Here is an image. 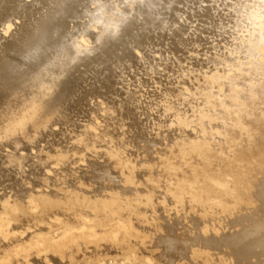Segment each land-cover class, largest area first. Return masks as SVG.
Returning <instances> with one entry per match:
<instances>
[{
  "label": "rangeland",
  "instance_id": "374dc122",
  "mask_svg": "<svg viewBox=\"0 0 264 264\" xmlns=\"http://www.w3.org/2000/svg\"><path fill=\"white\" fill-rule=\"evenodd\" d=\"M23 1L24 0H16L13 7H9V10L15 11L16 13L27 10V8L24 9L25 5ZM49 1L50 0H32L30 4H27L26 7L32 9V13H27V19L24 20L27 27H32L34 18L44 16L50 9L47 14L51 13V16H48L46 19L44 18L45 27L40 33L41 36L48 34L55 35V30H49L59 20L63 22V25L73 23L76 25V28H83L82 30H87L88 32L92 31L93 27L88 18L84 17L80 21H75V16L80 13V11L83 13L85 11L84 9H89L90 0H62V6L56 8L55 6L51 7ZM129 1L130 0H124V5H127ZM145 1L141 3H137L136 1L131 4V6H133L131 9L132 12L126 14L127 17L126 15L123 16V21L121 20L119 25L113 30L118 31H116V35L113 31L108 33L106 28H102L101 31L96 33V37L99 34L101 39L95 37V41L92 45H96L97 42L103 41V47L93 52L90 58H88L80 68L81 71L84 70L83 73L88 72L89 75V80L87 77L85 78L87 80V84L85 85L90 84L91 90H94L104 87L103 80H105L107 73L103 64L108 65L109 63L111 68L120 66L117 75H123L121 83H124L125 86L124 84H121V86L125 88L123 89L120 84H117V87L114 82L115 80H113L112 82L114 83H111V86L109 85L110 87L104 93L107 96L100 97L101 99L96 97L98 102L95 101V98H93L94 100H90L92 107L88 106L89 109L87 105H85L86 103L83 104L85 108L82 105L81 110L77 113L81 115L74 114V117L71 115L72 119L67 117L71 120L66 119V122L64 121V124L62 123L64 126L61 124L63 127L58 124L53 126V129L56 130H58L57 127L59 126L61 128L58 127L60 132L62 128L65 129L64 131L69 129V131H66L67 133L65 132L66 134L64 133L66 137H64L65 141L62 143V146L64 145L62 149L66 151L63 153L65 157L62 155L61 158H65V161H62V159L58 160L59 163L56 161V158H54L56 156V149H53V151L55 150L54 153L50 150L52 154L48 151L47 155L49 154V156H47L46 159V163L48 164L45 165L46 167L44 166V169H42L43 171L41 168H37L39 174L43 175L44 172L45 177L42 179V175H36V177L39 176L37 180L35 179L38 181L37 185L34 187L35 194L37 193L36 195L33 191L32 197H30L26 203V201L23 200V197L25 198L24 190L22 187H19L18 189H14L16 196L14 191L12 195H10V191L1 199L0 264H264V235L259 239L260 241L258 240L259 242L255 241L252 244L247 242L248 239H244L247 236V232H251L254 228L260 226L261 223H264V158H262L264 157V150H262L264 149V135H262L264 134V21L262 20L264 18V0H189L191 6L188 8H191H177L180 12L177 14L178 11H175L172 15L173 18L175 16V20L172 18V23L176 25L163 31H159L162 27L163 20H165V16L163 17V15H166L174 0ZM197 1H199V3ZM203 1H205V4ZM6 2V0H0V10L7 5ZM200 2L204 5L201 6ZM116 3L112 4L113 8L120 6V4ZM222 5L227 6L223 7ZM233 6H235L236 9ZM128 7L127 5L126 8ZM219 8H223L222 11ZM90 9H94L96 11L95 13H99L97 10H100L99 5L98 7L93 6ZM217 9H219V14L216 13ZM210 12L214 15V18L211 17L213 15L210 14ZM247 12H249V14ZM251 12L252 14L254 13V18L253 15L250 14ZM195 13L197 17H195ZM232 13H235V18ZM206 14L207 16H205ZM179 15H181V17ZM186 15L187 17H185ZM215 16H218L217 19ZM230 16V20L233 21L234 19L236 24L235 22L229 21ZM186 19L190 23L187 22ZM189 19H195V21L199 19V22L196 21L197 23H194V20L191 22ZM215 19L221 20V22ZM83 21H85V24L82 23ZM16 22H20V20H16ZM253 22L254 27L252 26L253 24H251ZM220 23H222V26H220ZM177 25L180 30H177ZM193 25L195 26L194 28ZM248 26L253 29L249 30ZM97 27L98 26L94 27V31H97ZM196 27L198 30L195 29ZM13 28L14 25H9V29ZM254 28L256 30H254ZM30 30L31 31L27 30V32H25L26 39H28V36L29 38L31 37L32 28H30ZM201 30H203V32ZM257 31L262 32L260 33L262 34V38L261 36L258 37L259 33ZM186 32H189L191 36H198V40L200 41L201 39V41L199 42L196 40L197 38L195 36V38L188 37V39H186V34H188ZM182 33L185 34L183 35ZM157 34H159L158 36L161 39ZM174 34L177 35L175 36ZM251 35L252 37H250ZM155 36L157 37L156 40ZM242 36L243 38L247 36V38H245L247 44ZM32 38H34V36ZM146 38L150 39L147 40ZM238 40L240 43L242 42L241 45L237 42ZM156 41L161 43L162 46H159L160 44ZM209 41L212 43L210 44ZM36 42L29 44L24 49L25 51H23L27 52L36 48L38 44V42ZM140 42L143 46L146 45L144 49L148 47L146 49L152 48L154 50L150 49L148 52L143 48H141L143 50H137L136 46L139 45ZM144 42H147L149 46ZM182 42L186 43L184 44ZM86 43L89 44L88 41ZM194 43H197V46H194ZM258 43H261L262 46L260 47ZM165 44L168 45L164 46ZM188 45L191 47L189 46L187 53H185L184 51H186ZM163 46L165 49L162 48ZM232 46L233 49L231 48ZM239 46L245 48L243 49ZM168 47L170 49H168ZM180 47H183L184 50ZM195 47L198 49H195ZM250 47H253V49L258 48L259 51L256 49L254 51ZM20 50L21 48L18 44L16 46L15 43V45L5 53L6 55L4 56L7 58V64L13 66L22 62L21 58L23 52ZM166 50L167 52L163 53V51L165 52ZM189 50L190 52H188ZM17 51L18 55L16 56ZM150 51H152V53H149ZM153 51H155V53ZM157 51H159L160 54H158L159 52ZM179 51H181L184 56V59L178 57L181 61L176 59V55L183 57L182 53ZM14 52L16 53L14 54ZM140 52L142 54L145 52L146 54L144 53L143 56ZM222 52H224V55H231L233 52H239L242 54L240 55V61L242 58L245 60L242 59L240 63L239 58H237L236 61L232 60L231 63L229 56L228 60H225L226 63L223 62L224 65L222 64L223 66H220L215 60L217 54ZM168 54L170 55V59L165 57ZM255 54L259 56L257 57ZM136 55H142L141 57H143V60L146 62L143 65H147L149 62L150 65H147V67L145 65V69L143 68L145 71H143L142 68L141 71ZM161 55L164 58H161ZM145 56L148 57L147 61ZM149 56L152 58L150 59ZM155 56L160 63H156L157 60ZM255 56L258 59H256ZM92 58L94 60H92ZM164 59L167 62L164 61ZM171 59L173 63L170 62ZM174 59L177 61H175L177 64H174ZM251 59L252 61H250ZM237 60L239 63L236 64V62H238ZM152 61H155L153 62L156 64H154L155 66L151 63ZM157 64L158 66L164 64L162 66L164 68H157ZM217 65L218 68H221L220 70L217 69ZM243 65H245V67ZM166 66H170L174 68V70L176 67L177 71L175 70L174 72L173 69L171 70V68L168 67V69H170H167L169 73L166 70ZM133 68L140 71L136 72ZM148 68L152 69L148 71ZM244 68L250 69H247L248 73ZM160 69H162V72L160 71L162 75H157L156 73H159ZM147 71L149 74L151 72L153 73H151V76H155V78L152 77L154 78L152 79L153 81H150L151 76L146 74ZM125 72L129 74L127 73L128 75H126ZM1 73L2 69H0V74ZM164 73L166 75H164ZM142 74L147 77L149 76V81L148 78H142L146 77ZM170 74L174 76L172 77ZM156 75L158 76L157 78ZM129 76L131 78L130 80ZM126 77H128V80L126 79L128 83L124 81ZM181 82L184 84H181ZM214 82L217 84L215 85ZM188 83H190V85ZM126 85L129 87H126ZM130 86L133 87L132 91ZM136 86H140V89H137ZM209 86H211V88ZM246 86L247 88H252L249 93H245V91L242 90L243 87ZM259 86L263 88L254 89ZM134 87L138 94L135 92L136 90ZM110 88L111 90H109ZM114 89L117 90V93H115L116 91ZM120 90L123 91V94H127H121ZM130 91L132 93H130ZM206 91H208V93H206ZM84 93L85 91L83 90L80 95ZM106 97L107 99L113 100L111 101L112 103L110 100L109 102L106 101V99H104ZM131 97L135 100L138 98L136 100L137 102H135V100L133 101ZM60 101L58 102L59 104H56L57 108L54 112L56 120L63 118L64 112L68 109L65 100L63 99L61 102ZM126 101L127 103H125ZM114 102L123 103V106H119V103H115L114 105ZM110 104H112V106ZM126 104L130 105L126 107ZM132 104H135L136 107L131 106ZM116 106L119 107L120 111L118 109L116 110ZM121 106L124 109H122ZM98 107L101 109L103 107V109L99 110ZM130 107L134 108L130 109ZM61 108L63 110L62 112H60ZM87 110H89V112ZM122 110L125 111V113L122 112ZM89 115L90 117L87 118ZM80 118H82V120L85 119L84 122H82ZM174 118H176L177 121H174ZM42 121H44V118ZM178 121L182 123L180 129L179 126H177ZM50 123L51 122H46L42 126L48 127ZM80 123L84 124L82 125ZM75 124L77 126H74ZM70 126H72V128H70ZM78 126H80V128ZM257 130L260 134L257 133ZM114 131L116 132L114 133ZM91 132L94 133L92 135L93 138L91 137ZM121 132H123V134ZM76 133H80V136L72 137V134ZM81 134L83 136H81ZM97 134H99V137ZM87 135L89 137H87ZM67 136L68 138L72 137V139L66 140ZM59 137L60 136H58V138ZM88 139L91 140L88 141ZM78 141H82V146ZM75 142L76 144L74 146H77V148H71V146H73L72 144ZM85 143H87V145ZM67 144L71 145L67 147ZM85 145L89 147V149ZM250 147L252 150H250ZM1 148L3 151L6 150V148L7 150L11 149L9 146H0V149ZM253 151L256 153L254 154ZM65 152H69L68 155L70 158ZM260 152L262 157H259ZM21 153H23V151H21ZM241 158L244 159V161ZM260 158L262 160H260ZM229 161L231 162L229 163ZM238 161L239 164H237ZM64 164H68V166ZM54 167L56 168L54 169ZM24 169H28V167H24ZM209 173L212 174V176ZM202 175L206 176V178ZM214 175L216 178H214ZM46 177L50 180L48 178L46 179ZM44 179L47 180H45V182L48 184L44 182ZM56 179L57 181L60 180V183H57V181H55ZM207 179L208 182L205 181ZM41 180H43L42 182L47 186L45 185L42 187L43 183ZM50 181L52 182L50 183ZM79 182H82L81 186ZM201 182L204 184H201ZM204 185H207V188H205ZM208 187L212 188V190ZM206 189H209V192ZM89 191L93 194H89ZM38 192H42L41 195H38ZM47 193L49 197L45 199ZM48 194L46 196H48ZM40 197L43 199L41 202L39 201ZM51 198L53 199L51 200ZM45 201H47V203H45ZM4 204L7 206L5 207ZM44 204L46 205L44 206ZM35 214H37V216ZM178 235H180V237ZM204 237L205 239H203ZM186 246L188 248H186ZM175 249L182 253H177ZM161 251L164 253L166 252V254ZM169 252L171 254H169ZM173 255L174 258L172 257ZM159 257H161V259Z\"/></svg>",
  "mask_w": 264,
  "mask_h": 264
},
{
  "label": "bare ground",
  "instance_id": "6f19581e",
  "mask_svg": "<svg viewBox=\"0 0 264 264\" xmlns=\"http://www.w3.org/2000/svg\"><path fill=\"white\" fill-rule=\"evenodd\" d=\"M7 2V5L5 6V7H3V8H1V10H0V69H2V73L0 74V146H2V147H4V146H9L11 149L10 150H7V148H6V150H2V148L0 149V201H1V199H3V197H5V195H7L8 194V192H10L11 191V193H9L10 195H12V192L14 191V189H18L19 187L21 188H23V192L25 193V198L23 197V200H25L26 201V203L28 202V200H29V198L30 197H32V192L35 190L34 189V187H35V185H37V182L38 181H36L37 180V177H39V176H37L36 177V175H42V174H39V172L37 171V168L39 167V168H41V170L42 169H44V166L46 165V164H48V163H46V159H47V156H49V154L47 155V153H48V151H50V150H52V152L54 153V151H53V149H56V156L54 157V158H56V161L58 162V160L60 159H62L61 157H62V155L64 156V151H66V150H64L63 151V149H62V147L64 146H62V143H64V141H65V138L64 137H66L65 135H64V133L68 130L69 131V129H66V131H64L65 129H63L62 128V131H64V132H60V130H59V128L57 127V129L58 130H56V129H53V126L54 125H61L62 123L64 124V121L66 120V119H69V118H71L72 119V117H71V115L73 116L74 114H77L80 110H81V108H82V105L83 104H85V105H87V108L89 109V107L88 106H91V104H90V100H92L93 98H95L96 100L95 101H97V98H100V97H105V96H107L106 94H104L105 93V91L111 86V83L113 84L114 82L116 83V86H117V84L119 85L120 84V86H121V84H124V83H121V78L123 77V75H120V76H118L117 75V72H119L118 70H120V66H115V67H110V65H109V63H108V65H106V64H103L104 66H105V71H106V78H105V80H103L104 82H103V84H104V87L103 88H97V89H94V90H91V87H90V84H88V85H85V84H87V80L85 79L86 77L88 78V72L87 73H83L84 72V70H80V68H81V66H82V64L88 59V58H90V55L93 53V52H95L97 49H99L100 47H103L102 45H103V41H99V42H97V44L96 45H92L93 43H94V41H95V37H96V33H98V31H101V29L102 28H106V31L109 33L110 31H113L114 29H115V27L117 26V25H119V23H120V21L122 20L123 21V16H125L126 14H128L129 12L131 13L132 12V7L133 6H131V4L132 3H135L136 1H137V3H141L142 1H145V0H130L129 2H128V8H126V4L124 5V0H90V3H89V9L91 8V7H93V6H97L98 7V5H99V11L97 10V12H99V13H95L96 11L94 10L95 9V7H94V9H84L85 11L83 12V13H81V11H80V13H78L76 16H75V21H80L81 19H83L84 17H86V18H88L89 19V22L91 23V25H92V33L91 32H88L87 30H82V29H79V28H76L75 26V24H73V23H71V24H68V25H63V22H61V20H59V21H57L54 25H53V27H51L50 28V30L49 31H51V29L52 30H55V35L54 34H48V35H45V36H41L40 35V33L43 31V29H44V21H45V19L49 16H51V13H48L47 14V12L48 11H50V9L45 13V15L44 16H40V17H36V18H34V20H33V24H32V27H30V28H32V33H31V37L29 38V36H28V39H26L25 38V32H27V30H29V31H31L30 30V28L29 27H27L26 25H25V19H27V13L29 14V13H32V9L31 8H29L28 9V7H26L27 6V4H30L31 3V1L30 0H24L23 1V3H24V9L25 8H27V10H23V11H21V13L20 12H15V11H10L9 10V7L11 6V8L13 7V5H14V3H15V1L16 0H6ZM35 1V0H34ZM46 1V0H45ZM65 1V0H64ZM148 1H150V0H148ZM153 1V0H152ZM192 1V0H191ZM202 1V0H201ZM209 1H211V0H209ZM235 1V0H234ZM237 1V0H236ZM50 3V6L51 7H54L55 6V8L56 7H59V6H62V0H50L49 1ZM118 3V4H120V6L119 7H116V8H113V6H112V4H114V3ZM146 2V1H145ZM156 2V1H155ZM195 2V1H194ZM198 3H199V1H197ZM241 2V1H240ZM35 3V2H34ZM47 3V2H46ZM116 3V4H117ZM154 3V2H153ZM203 3L205 4V1H203ZM210 3V2H209ZM224 3H225V1H224ZM228 3V2H227ZM238 3V2H237ZM263 3V2H262ZM73 4V3H72ZM147 4V3H146ZM191 4H193V3H191ZM200 4H201V6L202 5H204V4H202L201 2H200ZM206 4H207V1H206ZM223 4V3H222ZM230 4V3H229ZM232 4V3H231ZM235 4V3H234ZM23 5V4H22ZM45 5V4H44ZM64 5V4H63ZM194 5V4H193ZM210 5V4H209ZM212 5V4H211ZM216 5V4H215ZM228 5V4H227ZM227 5H224V6H227ZM18 6V5H17ZM28 6H30V5H28ZM153 6V5H152ZM189 6H191L190 5V1L189 0H174V2H173V4L171 5V7L168 9V12L166 13V15L164 14L163 15V17L165 16V20H163V23H162V27L160 28V30L159 31H163V30H165V29H167V28H170V27H173V25H176V24H173L172 22V15H173V13L175 12V11H178L177 10V8H179V7H181V8H188ZM217 6H219V5H217ZM223 6V5H222ZM223 6V7H224ZM237 6H238V4H237ZM19 7V6H18ZM31 7H32V5H31ZM87 7V6H86ZM208 7H210V6H208ZM221 7V6H220ZM233 7H235V6H233ZM249 7H251V6H249ZM39 8H40V5H39ZM39 8H35V9H39ZM148 8V7H147ZM191 8V7H190ZM190 8H188V9H190ZM192 8H194V7H192ZM213 8V7H212ZM216 8V7H215ZM231 8H232V6H231ZM243 8V7H242ZM23 9V8H22ZM61 9V8H60ZM151 9V8H150ZM202 9V8H201ZM200 9V10H201ZM214 9V8H213ZM212 9V10H213ZM220 9V8H219ZM219 9H217V11H216V13H218V10ZM223 9V8H222ZM222 9H220L221 11H222ZM235 9H236V7H235ZM238 9V8H237ZM240 9V8H239ZM39 10H42V9H39ZM44 10V9H43ZM58 10V9H57ZM80 10H82V9H80ZM205 10V9H204ZM204 10H203V12H204ZM212 10H210V11H212ZM251 10V9H250ZM254 10H255V8H254ZM253 10V11H254ZM29 11V12H28ZM144 11V10H143ZM153 11H154V8H153ZM199 11V10H198ZM213 11H215V10H213ZM35 12H36V10H35ZM53 12H54V10H53ZM147 12V11H146ZM180 11H178L177 12V14L179 13ZM186 12V11H185ZM195 12V11H194ZM256 12V11H255ZM43 13V12H42ZM66 13V12H65ZM202 13V12H201ZM205 13H207V12H205ZM215 13V12H214ZM224 13V12H223ZM248 14H249V12H247ZM20 14V15H19ZM38 14V13H37ZM50 14V15H49ZM142 14V13H141ZM150 14V13H149ZM156 14V13H155ZM176 14V13H175ZM177 14H176V16H177ZM182 14H184V13H182ZM194 14V13H193ZM192 14V15H193ZM203 14V13H202ZM208 14V13H207ZM207 14L205 15V16H207ZM210 14H212L211 12H210ZM219 14V13H218ZM233 14V13H232ZM235 14V13H234ZM234 14H233V17H234ZM250 14H252V12L250 13ZM254 14V13H253ZM252 14V15H253ZM261 14V13H260ZM40 15V14H39ZM189 15H190V13H189ZM213 15V14H212ZM236 15H238V14H236ZM251 15V16H252ZM180 17H181V15H179ZM183 16V15H182ZM191 16V15H190ZM200 16V15H199ZM219 16V15H218ZM217 16V17H218ZM222 16H223V14H222ZM221 16V17H222ZM256 16V15H255ZM126 17H127V15H126ZM136 17V16H135ZM151 17V16H150ZM179 17V18H180ZM185 17H187V15L185 16ZM189 17V16H188ZM192 17V16H191ZM195 17H197L196 16V13H195ZM210 17V16H209ZM209 17H208V19H209ZM211 17H213L214 18V15L213 16H211ZM216 17V16H215ZM217 17H216V19H217ZM221 17H219V18H221ZM236 17V16H235ZM234 17V18H235ZM45 18V19H44ZM174 18H175V16H174ZM173 18V19H174ZM201 18V17H200ZM202 18H203V16H202ZM212 18V19H213ZM218 18V19H219ZM248 18H249V15H248ZM252 18V17H251ZM253 18H254V15H253ZM252 18V19H253ZM31 19H32V17H31ZM128 19V18H127ZM181 19V18H180ZM188 19V18H187ZM187 19H186V21H187ZM197 19V18H196ZM207 19V18H206ZM211 19V20H212ZM215 19V20H216ZM224 19V18H223ZM231 19V16H230V18H229V21H232V20H230ZM247 19V18H246ZM260 19V18H259ZM258 19V20H259ZM16 20L18 21V20H20V22H16ZM30 20V19H29ZM175 20V19H174ZM189 20H191V22H193V20L195 21V19H189ZM201 20V19H200ZM249 20H250V18H249ZM248 20V21H249ZM257 20V21H258ZM263 21H264V18L262 19ZM28 21V20H27ZM179 21V20H178ZM197 21V20H196ZM194 22V23H197V22H199V19H198V21L197 22ZM206 21V20H205ZM205 21H203V22H205ZM210 21V20H209ZM216 21H219V20H216ZM224 21V20H223ZM238 21V20H237ZM252 21V20H251ZM250 21V22H251ZM256 21V20H255ZM30 22V21H29ZM66 22V21H65ZM85 21H83L82 23H84ZM98 22V23H97ZM187 22H189V21H187ZM186 22V23H187ZM211 22V21H210ZM213 22V21H212ZM219 22H221V20L219 21ZM232 22H235L234 21V19H233V21ZM245 22V21H244ZM258 22H260V21H258ZM48 23V22H47ZM78 23V22H77ZM82 23H80V24H82ZM125 23V22H124ZM180 23V22H179ZM190 23V22H189ZM217 23V22H216ZM257 23V22H256ZM14 25V28L13 29H9V25ZM52 24V23H51ZM85 24V23H84ZM89 24V23H88ZM127 24V23H126ZM181 24V23H180ZM193 24V23H192ZM205 24V23H204ZM221 25L220 26H222V23H220ZM223 24H226V23H223ZM227 24H228V22H227ZM233 24V23H232ZM235 24H236V22H235ZM234 24V25H235ZM241 24V23H240ZM247 24V23H246ZM251 24H253L252 26L254 27V22L253 23H251ZM251 24H250V26H251ZM259 24V23H258ZM262 24V23H261ZM264 24V23H263ZM46 25V24H45ZM185 25V24H184ZM183 25V26H184ZM198 25V24H197ZM203 25V24H202ZM207 25V24H206ZM211 25H212V23H211ZM218 25V24H217ZM47 26V25H46ZM80 26V25H79ZM96 26H98L97 27V31H94V27H96ZM182 26V25H181ZM192 26V25H191ZM200 26V25H199ZM198 26V27H199ZM219 26V27H220ZM229 26V25H228ZM247 26V25H246ZM251 26V27H252ZM256 26V25H255ZM77 27H78V25H77ZM85 27V26H84ZM88 27V26H87ZM90 27V26H89ZM121 27H122V25H121ZM131 27V26H130ZM152 27V26H151ZM157 27V26H156ZM175 27V26H174ZM185 28H186V25L184 26ZM190 27V26H189ZM188 27V28H189ZM195 26L193 25V28H194ZM201 27V26H200ZM199 27V28H200ZM209 27V26H208ZM227 27V26H226ZM240 27V26H239ZM249 27V26H248ZM263 27V26H262ZM28 28V29H27ZM176 28V27H175ZM181 28V27H180ZM192 28V27H191ZM203 28H205V27H203ZM202 28V29H203ZM221 28V27H220ZM228 28V27H227ZM237 28V27H236ZM264 28V27H263ZM86 29V28H85ZM87 29H89V28H87ZM117 29V28H116ZM122 29V28H121ZM120 29V30H121ZM124 29V28H123ZM154 29V28H153ZM174 29V28H173ZM195 29H197L198 30V28L196 27ZM217 29V28H216ZM229 29V28H228ZM240 29V28H239ZM250 29H253V28H250L249 27V30ZM260 29H261V26H260ZM171 30V29H170ZM169 30V31H170ZM177 30H180L179 28H178V25H177ZM197 30H196V32H197ZM234 30V29H233ZM254 30H256L255 28H254ZM28 31V32H29ZM104 31H105V29H104ZM117 31V30H116ZM116 31H113V32H115V35L117 34L116 33ZM159 31H158V33H159ZM168 31V30H167ZM174 31V30H173ZM195 31V30H194ZM193 31V32H194ZM200 31V30H199ZM202 32H203V30H201ZM210 31V30H209ZM208 31V32H209ZM228 31V30H227ZM239 31V30H238ZM241 31V30H240ZM253 31V30H252ZM118 32V31H117ZM190 32V31H189ZM189 32H186V33H188V34H186V39H188V37H194V36H191V35H189ZM258 33H259V35H258V37H260L261 36V38H262V34H260V33H262V32H259V31H257ZM8 33V34H7ZM112 33V32H111ZM120 33H121V31H120ZM153 33H155V32H153ZM174 33V32H173ZM179 33V32H178ZM210 33H211V31H210ZM241 33V32H240ZM253 33V32H252ZM252 33H250V34H252ZM255 33V32H254ZM264 33V32H263ZM6 34H7V36H6ZM27 34V33H26ZM119 34V33H118ZM168 34V33H167ZM183 35L185 34V33H182ZM197 34V33H196ZM200 34H202V33H200ZM234 34V33H233ZM239 34V33H238ZM30 35V34H29ZM34 36V38H32L33 36ZM54 35V36H53ZM124 35V34H123ZM159 34H157V36H158ZM170 35V34H169ZM175 35V34H174ZM177 35V34H176ZM175 35V36H176ZM192 35H193V33H192ZM203 35H204V33H203ZM203 35H201V36H203ZM243 35V34H242ZM254 35V34H253ZM100 35L98 34L97 35V39H101L100 37H99ZM150 36V35H149ZM152 36H153V34H152ZM168 36V35H167ZM180 36V35H179ZM205 36V35H204ZM237 36V35H236ZM43 37V38H42ZM102 37H103V35H102ZM117 37V36H116ZM122 37H124V36H122ZM142 37V36H141ZM159 37V36H158ZM174 37V36H173ZM183 37V36H182ZM182 37H179V38H182ZM196 37V36H195ZM194 37V38H195ZM198 37V36H197ZM196 37V38H197ZM250 37H252V35L250 36ZM257 37V38H258ZM264 37V36H263ZM113 38V37H112ZM151 38V37H150ZM149 38V39H150ZM156 36H155V40H156ZM160 38V37H159ZM172 38V37H171ZM176 38V37H175ZM179 38H178V40H179ZM199 38V37H198ZM198 38L196 39V40H198ZM207 38V37H206ZM231 38V37H230ZM239 38V37H238ZM242 38H243V36H242ZM245 38H247V36H245L243 39L245 40ZM108 39V38H107ZM109 39H110V37H109ZM140 39V38H139ZM138 39V40H139ZM145 39V38H144ZM147 40H149L148 38H146ZM161 39V38H160ZM177 39V38H176ZM184 39V38H183ZM249 39V38H248ZM260 39V38H259ZM105 40H106V37H105ZM112 40V39H111ZM123 40V39H122ZM153 40V39H152ZM152 40H150V41H152ZM177 40V41H178ZM193 40V39H192ZM195 40V39H194ZM203 40H204V37H203ZM207 40V39H206ZM217 40V39H216ZM222 40V39H221ZM224 40V39H223ZM241 41H243L242 39H240ZM258 40V39H257ZM38 42V44H37V46H36V48H33L32 50H30V51H27V52H24L25 50V48L29 45V44H33V42ZM89 42V44H87L86 42ZM114 41H116V40H114ZM119 41V40H118ZM149 41V42H150ZM154 41V40H153ZM164 41V40H163ZM171 41H172V39H171ZM170 41V42H171ZM176 41V42H177ZM199 41V40H198ZM197 41V42H198ZM200 41H201V39H200ZM199 41V42H200ZM248 41H250V40H248ZM258 41H260V40H258ZM262 41V40H261ZM36 42V43H37ZM134 42V41H133ZM143 42V41H142ZM157 43H159L158 41H156ZM175 42V43H176ZM194 42H196V41H194ZM206 42V41H205ZM231 42V41H230ZM237 42H239V40L237 41ZM245 42H246V40H245ZM256 42V41H255ZM15 43H16V46H17V44H18V46L21 48V50L20 51H22L23 53H22V58H21V60H22V62L20 63V64H16V65H9V64H7V58L4 56V55H6L5 53L12 47V46H14L15 45ZM106 43V42H105ZM115 43V42H114ZM125 43V42H124ZM144 43H147V42H144ZM151 43V42H150ZM163 43V42H162ZM165 43V42H164ZM181 43V42H180ZM182 43H186V42H182ZM209 43H210V41H209ZM212 43V42H211ZM210 43V44H211ZM242 43V42H241ZM241 43L239 42V44L241 45ZM139 44V43H138ZM160 45L159 46H162L161 45V43H159ZM176 44H178V43H176ZM193 44V43H192ZM195 44V43H194ZM197 44V43H196ZM194 45V46H197V45ZM205 44V43H204ZM221 44V43H220ZM224 44V43H223ZM237 44V43H236ZM238 44V45H239ZM246 44H247V42H246ZM260 44V47L262 46L261 45V43H258V45ZM116 45H118V44H116ZM151 45V44H150ZM168 45V44H167ZM166 44L164 45V46H167ZM172 45V44H171ZM182 45V44H181ZM203 45V44H202ZM237 45V46H238ZM243 45V44H242ZM114 46V45H113ZM133 46V45H132ZM146 45H144L143 46V44L140 42V44L139 45H137L136 47H137V50L138 49H141V48H143L144 49V47H145ZM147 46H149L148 45V43H147ZM152 46V45H151ZM162 47V48H164L165 49V47ZM176 46V45H175ZM189 46L190 45H188V48L186 49V51H184L185 53H187V50L189 49ZM208 46V45H207ZM225 46V45H224ZM243 46H245V45H243ZM247 46V45H246ZM250 46V45H249ZM156 47H158V46H156ZM170 47V46H169ZM168 47V49H170ZM184 47V46H183ZM183 47H180V48H183ZM186 47H187V44H186ZM191 47V46H190ZM226 47H228V46H226ZM239 47H241V46H239ZM256 47H258V46H256ZM118 48V47H117ZM122 48V47H121ZM146 48H148V47H146ZM145 48V49H146ZM150 48V47H149ZM154 48V47H153ZM172 48V47H171ZM176 48H178V47H176ZM185 48V47H184ZM184 48H183V50H184ZM197 47H195V49H196ZM206 48V47H205ZM232 49H233V46L231 47ZM241 48H245V47H241ZM251 48V47H250ZM249 48V49H250ZM255 48V47H254ZM264 48V47H263ZM143 49H141V50H143ZM144 49V50H145ZM150 49H152V48H150ZM150 49H146L147 50V52L150 50ZM198 49V48H197ZM200 49V48H199ZM240 49V48H239ZM248 49V48H247ZM251 49H253V47L251 48ZM256 49V48H255ZM255 49H253L254 51H255ZM24 50V51H23ZM111 50V49H110ZM137 50H135V51H137ZM145 50V51H146ZM152 50H154V49H152ZM163 50V49H162ZM181 50V49H180ZM183 50H182V52H183ZM193 50V49H192ZM241 50V49H240ZM256 50H258V48L256 49ZM99 51V50H98ZM97 51V52H98ZM169 51V50H168ZM200 51V50H199ZM243 51V50H242ZM254 51H252V52H254ZM259 51V50H258ZM101 52V51H100ZM99 52V53H100ZM116 52V51H115ZM125 52V51H124ZM123 52V53H124ZM142 52V51H141ZM140 52V53H141ZM154 53H155V51H153ZM157 52H159V51H157ZM156 52V53H157ZM167 52V50L164 52L163 51V53H166ZM170 52V51H169ZM177 52V51H176ZM180 53H182L181 51H179ZM188 52H190V50L188 51ZM246 52H247V50H246ZM250 52V51H249ZM260 52H262V51H260ZM259 52V53H260ZM16 52H14V54H15ZM103 53V52H102ZM119 53V52H118ZM121 53V52H120ZM145 53V52H144ZM143 53V54H144ZM149 53H152V51H150ZM148 53V54H149ZM161 53H162V51H161ZM173 53H174V51H173ZM173 53H172V55H173ZM224 52H222V53H219V54H217V58H216V62H218L219 63V65L221 66L222 64H223V62L224 63H226L225 62V60H228V57L230 56V60H231V63H232V60L234 61H236V59L237 58H239V61H240V55H242V54H240L239 52H233V53H231V55L230 54H228V55H224L223 54ZM11 54V53H10ZM142 54V53H141ZM142 54V55H143ZM146 54V53H145ZM158 54H160V52L158 53ZM170 54V53H169ZM166 55L165 57L167 58H169V56L170 55ZM177 54V53H176ZM226 54V53H225ZM253 54V53H252ZM9 55V54H8ZM18 55V51H17V53H16V56ZM129 55H131V54H129ZM141 55V56H142ZM150 55V54H149ZM193 55H195V54H193ZM256 55V54H255ZM10 56V55H9ZM12 56V55H11ZM14 56V55H13ZM16 56H15V58H16ZM102 56V55H101ZM106 56V55H105ZM141 56H138V55H136V59H137V61H138V65L140 66V69L142 68H144L145 67V65H143L144 63H146L145 62V60H143V57H141ZM144 56V55H143ZM148 56V55H147ZM182 56H183V53H182ZM248 56V55H247ZM253 56V55H252ZM252 56H251V58H252ZM257 57L259 56V55H256ZM255 56V57H256ZM93 57V56H92ZM96 57H97V55H96ZM102 57H104V56H102ZM150 57V56H149ZM158 57V56H157ZM178 57L179 58H183L184 59V56L183 57H180V55L179 56H177L176 55V59H178ZM198 57V56H197ZM196 57V58H197ZM214 57V56H213ZM245 57V56H244ZM254 57V58H255ZM256 57V59H258ZM133 58V57H132ZM145 58H146V61H147V58L148 57H146L145 56ZM152 57H150V59H151ZM153 58H154V56H153ZM161 58H164V57H162V55H161ZM227 58V59H226ZM247 58H249V57H247ZM253 58V59H254ZM102 59V58H101ZM124 59V58H123ZM126 59H128V58H126ZM155 59L157 60V58H156V56H155ZM158 59H160V58H158ZM170 59V58H169ZM189 59V58H188ZM243 60H245L244 58H242ZM242 59H241V61H240V63L242 62ZM250 59V58H249ZM10 60H11V58H10ZM13 60H15V59H13ZM20 60V59H19ZM92 60H94L93 58H92ZM178 60H180V59H178ZM186 60V59H185ZM248 60V59H247ZM255 60V59H254ZM164 61H166L165 59H164ZM164 61H162V62H164ZM170 61V60H169ZM168 61V62H169ZM176 60L174 59V64L177 62H175ZM181 61V60H180ZM214 61V62H215ZM238 61V60H237ZM239 61L238 62H236V64L237 63H239ZM250 61H252V59L250 60ZM153 62H155V61H152L151 63H153ZM157 62H159L158 60L156 61V63ZM167 62V61H166ZM170 62H172V59H171V61ZM169 62V63H170ZM184 62V61H183ZM229 62V61H228ZM12 63H13V61H12ZM16 63V62H15ZM93 63V62H92ZM118 63V62H117ZM117 63H115V64H117ZM120 63H122V62H120ZM119 63V64H120ZM126 63V62H125ZM160 63V62H159ZM173 63V62H172ZM230 63V62H229ZM245 63H246V61H245ZM86 64V63H85ZM155 63H153V65H154ZM165 64V63H164ZM163 64V65H164ZM177 64V63H176ZM178 64H179V62H178ZM187 64V63H186ZM243 64V63H242ZM247 64V63H246ZM245 64V65H246ZM94 65V64H93ZM118 65V64H117ZM147 65H150L149 64V62L147 63ZM147 65H146V67H147ZM156 65V64H155ZM154 65V66H155ZM160 65V64H159ZM162 64L160 65V66H158V64H157V68H161L162 66H163ZM166 65V64H165ZM172 65V64H171ZM224 65V64H223ZM222 65V66H223ZM241 65V64H240ZM245 65H243L244 67H245ZM101 66V65H100ZM134 66V65H133ZM172 66H174V65H172ZM182 66V65H181ZM230 66V65H229ZM238 66V65H237ZM93 67V66H92ZM107 67V68H106ZM138 67V66H137ZM136 67V68H137ZM149 67V66H148ZM168 67H170V66H168ZM168 67L166 66V70L168 69ZM183 67H184V65H183ZM228 67V66H227ZM253 67H254V65H253ZM256 67H257V64H256ZM102 68V67H101ZM162 68H164V67H162ZM171 68V67H170ZM181 68V67H180ZM232 68H234V67H232ZM260 68V67H259ZM258 68V69H259ZM91 69V68H90ZM142 69H141V71H142ZM145 69V68H144ZM143 69V71H145ZM150 69H152V68H148V71L150 70ZM155 69V68H154ZM174 70V68H171V70ZM177 68L175 67V70H176ZM217 69H221V68H218V65H217ZM239 69V68H238ZM244 69H246V71H247V73H248V70L247 69H249V68H244ZM254 69H255V67H254ZM86 70V69H85ZM133 70H136L135 68H133ZM147 70V69H146ZM168 70H170V69H168ZM167 70V71H168ZM175 70H174V72H175ZM181 70V69H180ZM250 70V69H249ZM261 70V69H260ZM93 71V70H92ZM91 71V72H92ZM138 71V69L136 70V72ZM140 71V70H139ZM138 71V72H139ZM148 71H147V73L146 72H143V73H146V74H149L148 73ZM153 71V70H152ZM162 72V69H160L159 70V73H156L157 75L158 74H161V72ZM166 71V72H167ZM177 71V70H176ZM232 71V70H231ZM89 72H90V70H89ZM97 72H98V70H97ZM122 72H123V70H122ZM130 72V71H129ZM135 72V71H134ZM164 72V71H163ZM169 72V71H168ZM173 72V71H172ZM181 72V71H180ZM180 72H179V74H180ZM187 72V71H186ZM82 73V74H81ZM121 73V72H120ZM124 73V72H123ZM126 73V72H125ZM128 73V72H127ZM126 73V75H128ZM131 73V72H130ZM140 73H142V72H140ZM139 73V74H140ZM152 73V72H151ZM151 73L149 74L150 76H151ZM155 73V72H154ZM170 73V72H169ZM178 73V72H177ZM177 73H176V75H177ZM93 74V73H92ZM97 74V73H96ZM122 74V73H121ZM133 74V73H132ZM153 74V73H152ZM141 75V74H140ZM142 75H144V74H142ZM156 75V78L158 77ZM162 75V74H161ZM164 75H166L165 73H164ZM163 75V76H164ZM172 77L175 75V73H174V75H172V74H170ZM186 75V74H185ZM238 75V74H237ZM99 76V75H98ZM102 76V75H101ZM144 76H146V75H144ZM168 76V75H167ZM182 76H183V73H182ZM187 76V75H186ZM250 76H251V73H250ZM253 76H254V74H253ZM90 77H92V76H90ZM94 77H96V76H94ZM132 77V76H131ZM152 77H154L155 78V76L154 75H152L151 76V79H150V81L152 80V79H154V78H152ZM160 77V76H159ZM162 77V76H161ZM171 77V78H172ZM176 77V76H175ZM174 77V78H175ZM179 77V76H178ZM181 77V76H180ZM103 78V79H104ZM142 78H148V81H149V76L147 77H142ZM142 78H139V79H142ZM163 78V77H162ZM168 78V77H167ZM182 78V77H181ZM217 78V77H216ZM215 78V79H216ZM222 78V77H221ZM128 80V77H126L125 79H124V81H127ZM131 78H130V76H129V80H130ZM133 79V78H132ZM135 79V78H134ZM138 79V78H137ZM160 79V78H159ZM173 79V78H172ZM176 79V78H175ZM184 79V78H183ZM182 79V80H183ZM214 79V80H215ZM244 79V78H243ZM88 80H89V78H88ZM92 80V79H91ZM95 80V79H94ZM113 80H115L114 82H112ZM165 80V79H164ZM171 80V79H170ZM181 80V81H182ZM189 80V79H188ZM194 80V79H193ZM197 80V79H196ZM218 80V79H217ZM133 81H135V80H133ZM137 81H139V80H137ZM147 81V80H146ZM146 81H145V83H146ZM147 81V82H148ZM153 81V80H152ZM174 81V80H173ZM173 81H171V82H173ZM176 81V80H175ZM185 81V80H184ZM183 81V82H184ZM187 81V80H186ZM209 81V80H208ZM122 82H123V80H122ZM130 82V81H129ZM136 82V81H135ZM134 82V83H135ZM139 82H141V81H139ZM142 82H144V81H142ZM183 82H181V84L183 83ZM218 82V81H217ZM125 83H128V81L127 82H125ZM174 83V82H173ZM180 83V82H179ZM215 83V82H214ZM129 84H131V83H129ZM144 84V83H143ZM176 84V83H175ZM184 84V83H183ZM189 85H190V83H188ZM195 84V83H194ZM217 83H215V85H216ZM230 84V83H229ZM85 85V86H84ZM94 85V84H93ZM110 85V86H109ZM133 85V84H132ZM139 85V84H138ZM141 85H142V83H141ZM140 85V86H141ZM148 85V84H147ZM187 85V84H186ZM193 85V84H192ZM209 85H211V84H209ZM219 85V84H218ZM115 86V85H114ZM114 86H112V87H114ZM124 86H125V84H124ZM128 85H126V87H127ZM133 86H135V85H133ZM139 86V87H140ZM93 87V86H92ZM118 87V86H117ZM122 88H123V86H121ZM129 87V86H128ZM137 87V86H136ZM139 87H137V89L139 88ZM186 87H188V86H186ZM205 87V86H204ZM210 88H211V86H209ZM262 86H259V87H257V88H254V89H260ZM94 88V87H93ZM125 88V87H124ZM123 88V89H124ZM130 88H132L131 89V91L133 90V87L132 86H130ZM189 88V87H188ZM263 88V87H262ZM113 89V88H112ZM116 89V88H115ZM114 89V90H115ZM118 89V88H117ZM120 89V88H119ZM134 89L136 90V88L134 87ZM140 89V88H139ZM143 89V88H142ZM85 91V93L84 94H81L80 95V93L82 92V91ZM109 90H111V88L109 89ZM126 90V89H125ZM130 90V89H129ZM129 90H127V91H129ZM134 90V91H135ZM206 90V89H205ZM242 90H244L245 91V93L246 92H250V90H252V88H247V86L246 87H243V89ZM263 90V89H262ZM116 91V92H115ZM114 92L115 93H117V90H115ZM121 91V90H120ZM130 91V93H132ZM133 91V92H134ZM146 91V90H145ZM209 91V90H208ZM208 91H206V93H208ZM210 91H211V89H210ZM255 91V90H254ZM112 92V91H111ZM123 91H121L120 93L121 94H123L122 93ZM136 93H137V90L135 91ZM139 92V91H138ZM148 92V91H147ZM203 92V91H202ZM252 92V91H251ZM205 93V92H204ZM253 93V92H252ZM110 94H112V93H110ZM125 94H127V93H125ZM125 94H123V95H125ZM129 94V93H128ZM138 94V93H137ZM137 94H136V96H137ZM148 94V93H147ZM170 94V93H169ZM118 95H120V94H118ZM118 95H117V98H118ZM132 95V94H131ZM134 95V94H133ZM218 95V94H217ZM113 96H114V94H113ZM115 96H116V94H115ZM121 96V95H120ZM119 96V98L121 99V97ZM128 96V95H127ZM135 96V97H136ZM97 97V98H96ZM125 97V96H124ZM129 97V96H128ZM255 97V96H254ZM110 98V97H109ZM112 98V97H111ZM117 98H116V100H117ZM132 99H133V101L135 100L133 97H131ZM65 100V102H66V104L68 105L67 107H68V109H67V111L66 112H64V117L63 118H61L60 120H56L55 118V116H54V112H55V109L57 108V106H56V104L61 100ZM101 99V98H100ZM104 99H106V101H108L109 102V100H110V102L111 101H113V100H111V99H107V97L106 98H104ZM124 99V98H123ZM127 99V98H126ZM138 99V98H137ZM136 99V100H137ZM94 100V99H93ZM115 100V101H116ZM125 100V99H124ZM129 100V99H128ZM131 100V99H130ZM135 100V102H137ZM145 100V99H144ZM60 101V102H61ZM100 101V100H99ZM121 101V100H120ZM119 101V102H120ZM192 101H193V99H192ZM249 101V100H248ZM98 102V101H97ZM101 102V101H100ZM99 102V103H100ZM102 102H104V101H102ZM118 102V103H119ZM124 102V101H123ZM130 102V101H129ZM135 102H133V103H135ZM112 103V102H111ZM115 103L116 104H118L117 102H114V105H115ZM125 103H127V101L125 102ZM59 104V103H58ZM101 104V103H100ZM103 104V103H102ZM107 104H109V103H107ZM123 103H119V106L120 105H122ZM145 104V103H144ZM143 104V105H144ZM63 105H65V104H63ZM85 105H83L84 106V108H85ZM105 105H106V102H105ZM111 106H112V104H110ZM114 105H113V107H114ZM127 105V104H126ZM130 104H128L126 107H128ZM146 105H149V104H146ZM61 106V105H60ZM95 106V105H94ZM107 106V105H106ZM118 106V105H117ZM116 106V107H117ZM123 106V105H122ZM122 106H121V108H122ZM131 106H135V104L133 105H131ZM92 107V106H91ZM90 107V108H91ZM97 107V106H96ZM95 107V108H96ZM125 107V108H126ZM136 107V106H135ZM99 108V107H98ZM97 108V109H98ZM115 108V107H114ZM132 108H134V107H130V109H132ZM101 108H99V110H100ZM102 109H103V107H102ZM101 109V110H102ZM119 110V107H117L116 108V110ZM122 109H124V108H122ZM83 110V109H82ZM92 110H94V109H92ZM91 110V111H92ZM108 110H110V109H108ZM63 110H62V108H61V111L60 112H62ZM84 111H85V109H84ZM83 111V112H84ZM88 112H89V110H87ZM120 111V110H119ZM128 111V110H127ZM126 111V112H127ZM141 111V110H140ZM87 112V113H88ZM96 112V111H95ZM112 112V111H111ZM122 112H124L125 113V111H123L122 110ZM132 112V111H131ZM147 112V111H146ZM217 112H219V111H217ZM93 113V112H92ZM58 114V113H57ZM91 114V113H90ZM94 114V113H93ZM98 114V113H97ZM128 114V113H127ZM77 115H79V114H77ZM76 115V116H77ZM81 115V114H80ZM79 115V116H80ZM59 116V115H58ZM66 116V117H65ZM79 116H78V120H79ZM128 116V115H127ZM67 117H69V118H67ZM74 117V116H73ZM90 117V115L87 117V118H89ZM100 117V116H99ZM43 118H44V121H42L43 120ZM77 118V117H76ZM75 118V119H76ZM124 118V117H123ZM126 118V117H125ZM71 119H69V120H71ZM81 119V121L82 122H84V120H82V118H80ZM136 119V118H135ZM178 119V118H177ZM219 119V118H218ZM68 120V121H69ZM78 120H76V121H78ZM181 120V119H180ZM89 121H92V120H89ZM121 121H123V120H121ZM174 121H177L176 120V118H174ZM46 122H51L50 124H49V126L48 127H43L42 125L43 124H45ZM66 122V121H65ZM120 122V121H119ZM125 122V121H124ZM247 122V121H246ZM73 123V122H72ZM78 123V122H77ZM76 123V124H77ZM86 123V122H85ZM88 123V122H87ZM94 123V122H93ZM62 124V125H63ZM66 124V123H65ZM74 124V123H73ZM74 125V126H77V125ZM80 124H82V123H80ZM84 124V123H83ZM82 124V125H83ZM91 124V123H90ZM61 125V126H62ZM69 125V124H68ZM68 125H67V127H68ZM70 125H71V123H70ZM86 125V124H85ZM180 125L182 126V123L180 122V121H178V123H177V126H179V129H180ZM257 125V124H256ZM64 126V125H63ZM62 126V127H63ZM73 126V127H74ZM96 126H97V124H96ZM119 126V125H118ZM122 126V125H121ZM177 126H175V127H177ZM258 126V125H257ZM261 126V125H260ZM66 127V126H65ZM66 127V128H67ZM79 128H80V126H78ZM77 127V128H78ZM85 127V126H84ZM84 127H83V130H84ZM87 127V126H86ZM256 127V126H255ZM254 127V128H255ZM55 128V127H54ZM70 128H72V126H70ZM75 128V127H74ZM73 128V129H74ZM259 128V127H258ZM61 129V128H60ZM81 129H82V126H81ZM85 129H87V128H85ZM256 129H257V127H256ZM256 129H255V131H256ZM88 130V129H87ZM86 130V131H87ZM262 130V129H261ZM75 131V130H74ZM77 131V130H76ZM110 131V130H109ZM122 131V130H121ZM258 131V130H257ZM71 132V131H70ZM78 132H79V129H78ZM88 132V131H87ZM112 132V131H111ZM116 131H114V133H115ZM123 132H124V130H123ZM123 132H121L122 134H123ZM261 132V131H260ZM67 133V132H66ZM65 133V134H66ZM69 133V132H68ZM73 133V132H72ZM75 133V132H74ZM84 133H86V132H84ZM89 133V132H88ZM92 133V132H91ZM109 133V132H108ZM113 133V132H112ZM257 133H259V131L257 132ZM263 133H264V131H263ZM80 134V133H79ZM79 134H72V137H74V136H78ZM90 134V133H89ZM94 133H92L91 134V137L93 138V135ZM96 134V133H95ZM110 134V133H109ZM125 134V133H124ZM260 134V133H259ZM64 135V136H63ZM71 135V134H70ZM70 135H68V136H70ZM99 134H97V136H98ZM113 135V134H112ZM262 135H264V134H262ZM58 136H60L59 138H58ZM68 136H67V138H66V140L67 139H72V137H69L68 138ZM80 136V135H79ZM78 136V137H79ZM81 136H83L82 134H81ZM100 136H102V135H100ZM116 136H118V135H116ZM120 136V135H119ZM255 136V135H254ZM57 137V138H56ZM77 137V138H78ZM87 137H89L88 135H87ZM99 137V136H98ZM77 138H74V139H77ZM81 138H85V137H81ZM80 138V139H81ZM101 138V137H100ZM117 138V137H116ZM120 138V137H119ZM259 138V137H258ZM263 138V137H262ZM123 139V138H122ZM78 140V139H77ZM77 140H75V141H77ZM84 140V139H83ZM91 139H88V141H90ZM100 140V139H99ZM120 140V139H119ZM256 140V139H255ZM69 141V140H68ZM68 141H67V143H68ZM71 141V140H70ZM73 141V140H72ZM92 141H93V139H92ZM96 141H97V139H96ZM110 141V140H109ZM263 141V140H262ZM95 142V141H94ZM104 142V141H103ZM105 142H106V140H105ZM69 143H71V142H69ZM78 143L79 144H81L82 143V141L81 142H79L78 141ZM77 143V144H78ZM96 143V142H95ZM94 143V144H95ZM108 143V142H107ZM111 143V142H110ZM109 143V144H110ZM76 144V142L74 143V144H72L73 146H71V148L72 147H74V148H77V146H74ZM86 145H87V143H85ZM68 145V144H67ZM71 144H69L67 147H69ZM84 145V144H83ZM85 145V146H86ZM90 145V144H89ZM92 145H93V143H92ZM104 145V144H103ZM105 145H106V143H105ZM79 146V145H78ZM81 146H82V144H81ZM99 146H100V144H99ZM248 146V145H247ZM264 146V145H263ZM87 147V146H86ZM98 147V146H97ZM109 147V146H108ZM245 147H246V145H245ZM249 147V146H248ZM247 147V148H248ZM64 148H66V147H64ZM88 149H89V147H87ZM93 148H94V146H93ZM96 148V147H95ZM171 148V147H170ZM251 148V147H250ZM82 149V148H81ZM97 149V148H96ZM173 149H174V147H173ZM245 149V148H244ZM2 150V151H1ZM68 150V149H67ZM70 150H72V149H70ZM80 150V149H79ZM83 150V149H82ZM94 150V149H93ZM98 150V149H97ZM99 150H101V149H99ZM250 150H252V148L250 149ZM262 150H264V149H262ZM21 151H23V153H21ZM73 151V150H72ZM75 151V150H74ZM87 151V150H86ZM108 151V150H107ZM255 151V150H254ZM253 151V152H254ZM257 151V150H256ZM261 151V150H260ZM69 152H71V151H69ZM69 152L67 153V152H65V153H67V156H69L68 154H69ZM84 152H85V150H84ZM83 152V153H84ZM91 152V151H90ZM94 152V151H93ZM101 152H104V151H101ZM245 152V151H244ZM82 153V152H81ZM95 153V152H94ZM256 152H254V154H255ZM264 153V152H263ZM50 154H52L51 153V151H50ZM246 154V153H245ZM248 154V153H247ZM54 155V154H53ZM66 155V154H65ZM71 155V154H70ZM79 155H80V153H79ZM83 155H85V154H83ZM95 155V154H94ZM121 155H124V154H121ZM251 155V154H250ZM252 155H253V153H252ZM257 155V154H256ZM66 156V157H67ZM81 156H82V154H81ZM246 156V155H245ZM258 156V155H257ZM65 157V156H64ZM63 157V158H64ZM71 157H73V156H71ZM75 157V156H74ZM244 157V156H243ZM250 157V156H249ZM252 157V156H251ZM259 157H262L261 156V152H260V156ZM51 158H52V156H51ZM50 158V159H51ZM68 158V157H67ZM69 158H70V156H69ZM123 158H124V156H123ZM262 158H264V157H262ZM48 159H49V157H48ZM65 159V158H64ZM64 159H62V161L64 160ZM129 159V158H128ZM127 159V160H128ZM227 159V158H226ZM231 159H233V158H231ZM240 159V158H239ZM242 159V158H241ZM249 159V158H248ZM247 159V160H248ZM256 159V158H255ZM259 159V158H258ZM52 160V159H51ZM55 160V159H54ZM66 160H68V159H66ZM126 160V159H125ZM234 160V159H233ZM243 161H244V159H242ZM250 160V159H249ZM260 160H262L261 158H260ZM65 161V160H64ZM69 161V160H68ZM67 161V162H68ZM73 161V160H72ZM75 161V160H74ZM114 161V160H113ZM232 161V160H231ZM231 161H229V163L231 162ZM235 161V160H234ZM241 161V160H240ZM50 162V161H49ZM52 162V161H51ZM55 162V161H54ZM56 162V163H57ZM66 162V163H67ZM94 162V161H93ZM226 162H227V160H226ZM246 162V161H245ZM244 162V163H245ZM59 163V162H58ZM63 163V162H62ZM189 163V162H188ZM242 163V162H241ZM261 163V162H260ZM70 164H71V162H70ZM236 164V163H235ZM237 164H239V161L237 162ZM262 164H263V162H262ZM50 165V164H49ZM63 165V164H62ZM64 165H66V164H64ZM90 165V164H89ZM193 165V164H192ZM195 165V164H194ZM248 165V164H247ZM252 165V164H251ZM254 165V164H253ZM66 166H68V164L66 165ZM227 166V165H226ZM237 166H239V165H237ZM250 166V165H249ZM24 167H28V169H24ZM46 167V166H45ZM47 167H48V165H47ZM51 167V166H50ZM224 167V166H223ZM232 167V166H231ZM243 167V166H242ZM56 167H54V169H55ZM202 168V167H201ZM252 168V167H251ZM53 169V170H54ZM199 169V168H198ZM203 169V168H202ZM201 169V170H202ZM205 169V168H204ZM216 169V168H215ZM248 169V168H247ZM254 169V168H253ZM252 169V170H253ZM195 170V169H194ZM213 170V169H212ZM40 171V170H39ZM43 171V170H42ZM42 171H40V172H42ZM56 171V170H55ZM198 171V170H197ZM206 171V170H205ZM208 171V170H207ZM219 171V170H218ZM228 171V170H227ZM38 172V173H37ZM195 172V171H194ZM208 172H210V171H208ZM215 172H216V170H215ZM215 172H213V173H215ZM53 173V172H52ZM191 173V172H190ZM189 173V174H190ZM212 173V172H211ZM180 174V173H179ZM210 174V173H209ZM252 174V173H251ZM51 175V174H50ZM50 175H49V177H50ZM188 175V174H187ZM196 175H198V174H196ZM200 175H201V172H200ZM206 175V174H205ZM208 175V174H207ZM211 176H212V174H210ZM216 175V174H215ZM214 175V176H215ZM43 177H41L42 179L45 177L44 176V172H43V175H42ZM55 176V175H54ZM153 176V175H152ZM202 176H204V175H202ZM202 176H200V177H202ZM223 176V175H222ZM180 177V176H179ZM192 177H193V175H192ZM195 177V176H194ZM205 178H206V176H204ZM233 177V176H232ZM48 177H46V179H47ZM51 178V177H50ZM190 178V177H189ZM204 178V179H205ZM211 178V177H210ZM209 178V179H210ZM214 178H216V176L214 177ZM36 179V180H35ZM40 179V178H39ZM46 179H44V182H45V180ZM49 179V178H48ZM240 179V178H239ZM50 180V179H49ZM48 180V181H49ZM191 180V179H190ZM40 181V180H39ZM43 180H41V182H42ZM47 181V180H46ZM55 181H57V179L55 180ZM79 181H80V179H79ZM82 181V180H81ZM205 181H207L208 182V179L207 180H205ZM217 181V180H216ZM52 181H50V183H51ZM60 183V180L59 181H57V183ZM78 182V181H77ZM84 182V181H83ZM184 182V181H183ZM195 182V181H194ZM206 182V183H207ZM43 183V182H42ZM41 183V184H42ZM46 183V182H45ZM62 183V182H61ZM82 183V182H81ZM81 183L79 182V185L81 186ZM220 183V182H219ZM237 183V182H236ZM39 184V183H38ZM40 184V185H41ZM46 184H48V183H46ZM45 184V185H46ZM54 184H55V182H54ZM53 184V185H54ZM175 184H177V183H175ZM179 184V183H178ZM189 184V183H188ZM201 184H204V183H202L201 182ZM207 184H209V183H207ZM242 184H243V182H242ZM44 185V183H43V185H42V187L43 186H45ZM51 185V184H50ZM56 185V184H55ZM84 185V184H83ZM47 186V185H46ZM49 186V185H48ZM205 186V185H204ZM207 186V185H206ZM205 186V188H207ZM239 186V185H238ZM38 187V186H37ZM40 187V186H39ZM248 187V186H247ZM41 188V187H40ZM49 188H51V187H49ZM53 188H54V186H53ZM203 188V187H202ZM209 188V187H208ZM236 188H237V186H236ZM41 189H43V188H41ZM59 189H60V187H59ZM209 189H211L212 190V188H209ZM208 189V190H209ZM51 190V189H50ZM207 190V189H206ZM207 190V191H208ZM210 190V191H211ZM252 190V189H251ZM22 191V190H21ZM42 191V190H41ZM194 191V190H193ZM203 191H204V189H203ZM214 191V190H213ZM46 192H48V191H46ZM50 192V191H49ZM55 192V191H54ZM73 192V191H72ZM209 192V191H208ZM19 193V192H18ZM21 193V192H20ZM42 193V192H41ZM41 193H39L38 192V195L40 194L41 195ZM92 192H90L89 191V194H91ZM211 193V192H210ZM14 194H15V196H16V193H15V191H14ZM34 194H35V191H34ZM37 194V193H36ZM35 194V195H36ZM45 194V193H44ZM48 194V193H47ZM46 194V195H47ZM93 194V193H92ZM204 194V193H203ZM244 194V193H243ZM20 195V194H19ZM18 195V196H19ZM38 195H37V197H38ZM45 195V199H47L48 197H49V194H48V196H46ZM212 195V194H211ZM216 195V194H215ZM14 196V195H13ZM14 196V197H15ZM88 196H90V195H88ZM204 196V195H203ZM12 197V196H11ZM21 197V196H20ZM20 197H18V198H20ZM93 197V196H92ZM209 197H211V196H209ZM16 198V197H15ZM42 197H40V200L39 199H36V200H39L40 202H41V200H43V199H41ZM53 198H51V200H52ZM21 200V199H20ZM56 200V199H55ZM35 201V200H34ZM39 201H38V203H39ZM43 202V201H42ZM51 202V201H50ZM251 202V201H250ZM45 203H47V201H45ZM41 204V203H40ZM5 205V204H4ZM46 204H44V206H45ZM7 205H5V207H6ZM43 206V205H42ZM41 206V207H42ZM21 207V206H20ZM38 207H39V205H38ZM1 208V207H0ZM71 208V207H70ZM38 209V208H37ZM43 209V208H42ZM7 210V209H6ZM39 210V209H38ZM247 211V210H246ZM34 213V212H33ZM36 213V212H35ZM258 213H260V212H258ZM14 214V213H13ZM32 214V213H31ZM38 214V213H37ZM37 214H35L36 216H37ZM243 214V213H242ZM50 215V214H49ZM48 215V216H49ZM16 216V215H15ZM33 216V215H32ZM256 216V215H255ZM264 216V215H263ZM247 217V216H246ZM29 218H31V217H29ZM179 218V217H178ZM216 218V217H215ZM258 219V218H257ZM28 222V221H27ZM261 222V221H260ZM254 223V222H253ZM200 228V227H199ZM253 228V227H252ZM29 231V230H28ZM174 231V230H173ZM178 232V231H177ZM176 234H178V233H176ZM264 235V223H261L260 224V226H258V227H256V228H254L251 232H247V236L244 238V239H248V241L247 242H249V244H252L253 242H255V241H258L262 236ZM179 237H180V235H178ZM178 238V237H177ZM175 239V238H174ZM203 239H205V237L203 238ZM263 239V238H262ZM183 240V239H182ZM163 241V240H162ZM193 241V240H192ZM203 241V240H202ZM260 241V240H259ZM258 241V242H259ZM187 243H188V241H187ZM193 243V242H192ZM197 243V242H196ZM196 245V244H195ZM191 246V245H190ZM244 246V245H243ZM184 248V247H183ZM186 248H188L187 246H186ZM208 248V247H207ZM258 248V247H257ZM245 249V248H244ZM256 249V248H255ZM168 250H170V249H168ZM167 250V251H168ZM176 251H177V249H175ZM184 250H185V248H184ZM164 251V250H163ZM163 251H161L162 253H164ZM178 252H181V251H177V253ZM182 253V252H181ZM161 254V253H160ZM164 254H166V252L164 253ZM169 254H171L170 252H169ZM173 254V253H172ZM162 255V254H161ZM182 255V254H181ZM254 255V254H253ZM157 256H158V254H157ZM160 256V255H159ZM167 256V255H166ZM170 256V255H169ZM179 256V255H178ZM162 257V256H161ZM161 257H159L160 259H161ZM164 257H165V255H164ZM173 258H174V255L172 256ZM177 257V256H176ZM180 257H182V256H180ZM180 257H178V258H180ZM163 259V258H162ZM175 259H177V258H175ZM181 259V258H180ZM168 260V259H167ZM167 262V261H166ZM169 262V261H168ZM173 263V262H172ZM26 264V263H25Z\"/></svg>",
  "mask_w": 264,
  "mask_h": 264
}]
</instances>
